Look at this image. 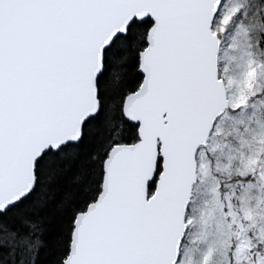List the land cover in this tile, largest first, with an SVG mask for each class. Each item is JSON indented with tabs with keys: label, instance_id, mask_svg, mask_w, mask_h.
Segmentation results:
<instances>
[{
	"label": "snow or ice",
	"instance_id": "6c2138e0",
	"mask_svg": "<svg viewBox=\"0 0 264 264\" xmlns=\"http://www.w3.org/2000/svg\"><path fill=\"white\" fill-rule=\"evenodd\" d=\"M0 264H264V0H0Z\"/></svg>",
	"mask_w": 264,
	"mask_h": 264
}]
</instances>
